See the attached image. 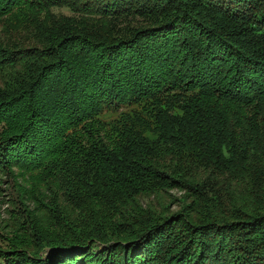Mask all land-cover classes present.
<instances>
[{"label":"trees","instance_id":"16d2710c","mask_svg":"<svg viewBox=\"0 0 264 264\" xmlns=\"http://www.w3.org/2000/svg\"><path fill=\"white\" fill-rule=\"evenodd\" d=\"M0 26V264H264V0H0ZM162 186L178 211L143 205Z\"/></svg>","mask_w":264,"mask_h":264},{"label":"rangeland","instance_id":"374dc122","mask_svg":"<svg viewBox=\"0 0 264 264\" xmlns=\"http://www.w3.org/2000/svg\"><path fill=\"white\" fill-rule=\"evenodd\" d=\"M55 14L58 16L62 15H68L69 12L65 9H54L53 10ZM0 31H1V26H0ZM2 32H0L1 36ZM56 98V96H55ZM59 99L61 97H58ZM54 100V99H53ZM110 118V117H106ZM18 171V170H16ZM20 171L17 172V174ZM13 181L14 178L12 177H7V176H2L0 175V250H5V247H3L5 244L4 236L7 235L6 232L11 230L12 226L10 225V221L12 224H14L12 221L13 219H18L17 211H21L20 206L16 205V202L19 201V194L15 195L14 190H13ZM163 190L160 191V195H162L159 198H156L155 196L152 198H142V202L144 203L143 205H147L150 203V201H153L155 206L157 208H161V205H167L169 209L172 210V212H176L179 210V202L181 201L182 197L185 196V192L178 190L176 188H164L163 186L161 187ZM148 203V204H147ZM150 205V204H149ZM6 224V225H5ZM6 226L4 228L3 226ZM48 251V250H47ZM44 254V253H43ZM49 253H45V258L48 257Z\"/></svg>","mask_w":264,"mask_h":264}]
</instances>
